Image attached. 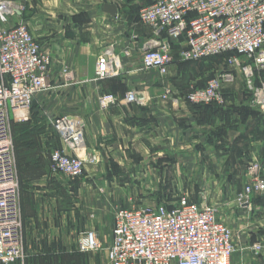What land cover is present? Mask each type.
Instances as JSON below:
<instances>
[{"label":"crops","instance_id":"1","mask_svg":"<svg viewBox=\"0 0 264 264\" xmlns=\"http://www.w3.org/2000/svg\"><path fill=\"white\" fill-rule=\"evenodd\" d=\"M130 2L11 1L20 11L8 19V26L26 24L51 56L47 78L51 89L34 96L33 111L43 113L41 122L62 115L81 119L83 153L96 158V163L85 164L84 179L77 187L59 184L65 177L54 178L48 162L33 164L37 172L26 178L25 192L19 198L24 258L16 264H83L77 240L86 231L96 232L108 246L115 212L120 208L114 189L128 187L130 173L147 164H154L150 169L155 170V180L165 164L174 173L172 181L185 172L187 178L179 179L182 185L186 180L204 190V200L193 192L187 195L193 202L215 205L218 218L234 232L247 231L243 219L250 207L237 206L235 198L252 180L248 166L264 157V114L245 94L240 67L234 66L236 81L225 86L224 105H191L177 93L183 92L179 89L175 98L163 99L170 87L163 90L165 81L142 66V49L150 29L136 23L139 10L151 0H141L137 9ZM106 3L117 7L115 17L104 10ZM102 57L114 59L119 73L94 81L95 65ZM174 62L168 67L170 80ZM63 69L74 78V86L60 83ZM136 84L143 87L138 89L136 101L127 102L126 95ZM102 95L112 97L105 107L100 104ZM53 133V148L70 154L54 129ZM114 171L122 178L116 179ZM251 205L255 213L264 215V193H253ZM236 219L241 222L234 223ZM246 240L232 238L235 252L229 264H264V249L255 253ZM98 253L107 261L104 251ZM93 254L87 257V264H98Z\"/></svg>","mask_w":264,"mask_h":264},{"label":"built area","instance_id":"2","mask_svg":"<svg viewBox=\"0 0 264 264\" xmlns=\"http://www.w3.org/2000/svg\"><path fill=\"white\" fill-rule=\"evenodd\" d=\"M18 11L10 0H0V264H14L24 258L10 116L29 108L36 94L51 89L46 81L51 56L25 24H7ZM137 16L152 34L143 45L142 66L162 77L174 60L171 47L175 42L181 61L234 53L227 67L219 69L203 86H190L184 96L186 102L194 106L224 105L225 86L236 80L231 68L238 66L253 91L252 103L264 114V0H151ZM118 73L116 61L102 57L96 62L93 80ZM256 79L259 85L252 88ZM174 93L167 88L163 96L171 98ZM111 100V96L102 95L100 104L105 107ZM126 101H136V92H128ZM52 125L63 147L70 151L50 150L52 173L68 179L81 177L86 163H96L94 156L83 153V121L62 115ZM247 169L252 180L236 196L238 206L244 208L250 207L253 193H264V157ZM262 248L253 246L257 253ZM77 250L83 254L104 251L109 264H229L235 252L232 233L219 220L217 209L205 202H193L187 195L168 206L119 208L111 243L104 246L96 232L86 231L79 234Z\"/></svg>","mask_w":264,"mask_h":264},{"label":"rangeland","instance_id":"3","mask_svg":"<svg viewBox=\"0 0 264 264\" xmlns=\"http://www.w3.org/2000/svg\"><path fill=\"white\" fill-rule=\"evenodd\" d=\"M12 1V0H10ZM120 2V1H119ZM128 2V1H126ZM141 0H131L132 7L138 8L139 3ZM69 14V13H68ZM16 19H11V22ZM84 18L81 19L82 22H84ZM15 21V20H14ZM10 21H8L7 24H9ZM15 23V22H14ZM22 23V22H19ZM136 23L143 26L142 23L138 21V16L136 17ZM24 24V23H23ZM26 25V24H25ZM152 36V34H150ZM150 36V37H151ZM36 39V38H35ZM37 42L40 44L39 40L36 39ZM176 43V42H175ZM173 61L175 64L174 74H172V78L170 80V72L166 76H159V79L164 80V86L163 90L166 86H169L170 88H174V92L176 89H179L178 91L183 92H177L183 94V96L186 95L187 90H189L191 85H200L203 84L209 77L214 76L219 69L223 67H227V61L229 58V54H221L216 55L210 58L198 60V61H181L178 57V49L177 47H173L172 51ZM245 62L244 58L239 57V61ZM231 68V67H230ZM234 70V68H231ZM147 72H157L155 70H147ZM235 72V70H234ZM169 75V76H168ZM48 78V77H47ZM237 79V75H236ZM241 79H242V86L244 89V92L247 96L252 95V90L248 87V84L245 80V77L243 76L241 72ZM47 81V80H46ZM236 81V80H235ZM48 82V81H47ZM60 83L65 85L69 84L71 86L75 85L74 78L69 77V73L67 69H63L60 72ZM252 88H255L258 86V81L255 80L252 82ZM143 87V86H141ZM140 86L133 85L129 92H136L138 89H141ZM164 95V94H163ZM176 97V93L171 98H164L163 99H173ZM33 101L29 108L22 111V114L15 116L11 114L10 116V131H11V138H12V147H13V155L15 159L16 164V170H17V176H18V182H19V198H21L22 194L25 192V184L27 182L26 178L32 177L37 170L34 168L33 164H45L48 162L49 169H50V162L49 160V152L53 148L52 141L53 139H56V135L53 133V120L58 117L54 116L50 119H46V121L39 120V117L44 116L41 113L34 112L33 111ZM153 165V167H152ZM147 164L143 165V170H133L132 173H130L131 177V183L128 187L125 188H115L113 192V196L117 199L118 207L120 208H131V207H154L159 205H171L174 203L178 198H180L183 195H191L190 192L196 193L195 197L204 200V190L202 187H193L191 182L190 184L185 180L184 185L179 182V179L181 178H187L186 173H179V176L176 177L175 181L173 180L174 173L171 172V166L170 165H164L162 166V172L158 173V179H154L155 170H151L150 168H155L154 164ZM115 168V167H112ZM50 174L57 179L58 174H53L50 169ZM85 173L76 179H68L69 181H66V177H61V180H59V184L64 183L66 186H78L80 184V181L84 179ZM113 176L116 179H121L122 177L119 176V173H116V171L113 172ZM120 177V178H119ZM59 186V185H58ZM59 193H57L58 195ZM61 196V195H60ZM192 197V196H191ZM236 201V198H235ZM236 204L237 201H236ZM239 205V204H238ZM237 205V206H238ZM215 208L216 206L213 205ZM217 209V208H216ZM256 214V215H255ZM237 218V217H236ZM241 216V220H242ZM220 220V219H219ZM241 220H234V223H239ZM223 224H225L232 233L233 239H238L239 241H249V245H251L252 249L255 245H262L264 249V215L255 213L252 209V205L250 203V211L248 214L244 217L243 221L245 225L247 226V231H233V228L227 223L222 220H220ZM241 232V233H240ZM257 232V234H254ZM252 240L258 241V242H252ZM251 241V242H250ZM261 250V251H262ZM96 257L98 264H109L106 260L104 255L98 252H89V253H82L83 254V264H87V257L91 255ZM257 253V252H255ZM260 253V251H258ZM16 264V263H14Z\"/></svg>","mask_w":264,"mask_h":264},{"label":"water","instance_id":"4","mask_svg":"<svg viewBox=\"0 0 264 264\" xmlns=\"http://www.w3.org/2000/svg\"><path fill=\"white\" fill-rule=\"evenodd\" d=\"M104 10L112 17H115L117 14V7L114 4H104Z\"/></svg>","mask_w":264,"mask_h":264},{"label":"trees","instance_id":"5","mask_svg":"<svg viewBox=\"0 0 264 264\" xmlns=\"http://www.w3.org/2000/svg\"><path fill=\"white\" fill-rule=\"evenodd\" d=\"M174 44H173L174 46L171 47L172 51H173V47H177V49H178V46H177L178 44L177 43H174ZM228 54H229V57L234 56V53H228ZM256 80L258 81V85H259V79H256ZM198 86H203V85H198Z\"/></svg>","mask_w":264,"mask_h":264},{"label":"bare ground","instance_id":"6","mask_svg":"<svg viewBox=\"0 0 264 264\" xmlns=\"http://www.w3.org/2000/svg\"><path fill=\"white\" fill-rule=\"evenodd\" d=\"M23 110H24V109L17 110V111H16V114H17V115L22 114V111H23Z\"/></svg>","mask_w":264,"mask_h":264}]
</instances>
